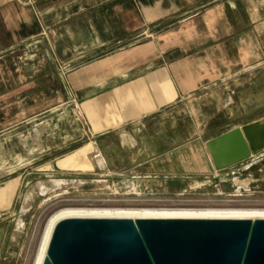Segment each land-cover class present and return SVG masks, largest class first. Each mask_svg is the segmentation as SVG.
Returning a JSON list of instances; mask_svg holds the SVG:
<instances>
[{
	"label": "crops",
	"instance_id": "crops-1",
	"mask_svg": "<svg viewBox=\"0 0 264 264\" xmlns=\"http://www.w3.org/2000/svg\"><path fill=\"white\" fill-rule=\"evenodd\" d=\"M36 11L59 17L26 18ZM51 24L59 38L36 42ZM36 93L52 94L41 115L66 109L53 119L94 140L87 157L107 172L140 186L210 173L206 142L264 117V0H0V136L40 115Z\"/></svg>",
	"mask_w": 264,
	"mask_h": 264
},
{
	"label": "rangeland",
	"instance_id": "rangeland-1",
	"mask_svg": "<svg viewBox=\"0 0 264 264\" xmlns=\"http://www.w3.org/2000/svg\"><path fill=\"white\" fill-rule=\"evenodd\" d=\"M35 1L21 0L23 4L29 6ZM44 15L47 19L53 15L51 20L59 17L57 12L48 15L47 11L44 13L36 11L27 12L26 18L36 17L44 20ZM54 26L55 24H51L50 30L36 35V42H42L45 38H50L51 41L59 38L58 29L55 30ZM2 32H5V29ZM17 47L19 51L26 49L25 44H19ZM46 52L50 53L47 48ZM103 52L98 50L95 54L100 56ZM42 62L36 64V67H42ZM50 62V70H58L56 57L50 55ZM46 64L47 61L44 62L45 67ZM40 71L36 69V74ZM39 78L36 77V83ZM54 78L52 77L51 83ZM47 95L52 94H45V97H48ZM42 97L43 93H36L33 103L36 113L40 112V115L37 114L33 121L20 124L13 129L14 131L4 132L3 136H0V185L12 177L13 180L19 175L24 177L17 191L12 212L0 219V264H34L48 220L65 209L127 211L217 209L264 213V149L252 153L249 159L227 169L216 171L213 166L210 173L195 174L186 180L182 178L179 183L173 182L170 185L167 183L162 186L153 182L150 185L141 183L140 186L135 179L137 175L107 172L104 167L101 169L96 162L99 153L87 157L96 167L94 171L82 174L53 171L52 161H57L59 157L69 155L94 140L80 136V129L73 124L70 116L62 120L53 119L54 116L57 118L64 115L66 109H56L41 115L43 113L41 105L45 100V97L44 100ZM262 119L264 117L254 122ZM60 122L66 124L60 125L62 124ZM28 133L33 140L27 143L25 135ZM33 141L34 145L31 144ZM210 162L212 163V160ZM179 176L184 177L183 174ZM56 182L61 186L55 184ZM11 186L0 188V199L12 193L9 188ZM91 199L97 201L87 202ZM0 206L5 208L6 204L3 202Z\"/></svg>",
	"mask_w": 264,
	"mask_h": 264
},
{
	"label": "water",
	"instance_id": "water-1",
	"mask_svg": "<svg viewBox=\"0 0 264 264\" xmlns=\"http://www.w3.org/2000/svg\"><path fill=\"white\" fill-rule=\"evenodd\" d=\"M205 147L216 171L241 163L264 149V119ZM42 264H264V219L65 218Z\"/></svg>",
	"mask_w": 264,
	"mask_h": 264
},
{
	"label": "bare ground",
	"instance_id": "bare-ground-1",
	"mask_svg": "<svg viewBox=\"0 0 264 264\" xmlns=\"http://www.w3.org/2000/svg\"><path fill=\"white\" fill-rule=\"evenodd\" d=\"M93 147L91 144L85 145L82 148L61 157L57 161V168L64 171H73L76 174H82L92 170V164L87 158V154L92 152ZM97 164L102 169L104 167V159L99 156ZM13 180V178L6 182L3 187H9L12 190L8 196L0 199V203H5L6 207L9 205L10 199L14 195L13 191L17 189L20 179ZM16 181V183H15ZM55 184L60 185L56 182ZM61 186V185H60ZM2 188V187H1ZM148 190V189H147ZM7 197V198H6ZM5 207V208H6ZM65 218H127V219H147V218H187V219H264V213L258 212H243L236 210H217V209H204V210H140V211H127V210H64L53 215L47 222L43 235L39 244V248L34 260V264H42L48 241L55 224Z\"/></svg>",
	"mask_w": 264,
	"mask_h": 264
},
{
	"label": "flooded vegetation",
	"instance_id": "flooded-vegetation-1",
	"mask_svg": "<svg viewBox=\"0 0 264 264\" xmlns=\"http://www.w3.org/2000/svg\"><path fill=\"white\" fill-rule=\"evenodd\" d=\"M83 201H85V200H83ZM89 201H97V199H91V200H88L87 202H89ZM140 209V208H139Z\"/></svg>",
	"mask_w": 264,
	"mask_h": 264
}]
</instances>
